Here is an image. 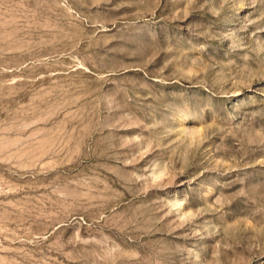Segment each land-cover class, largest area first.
Segmentation results:
<instances>
[{"label": "rangeland", "instance_id": "rangeland-1", "mask_svg": "<svg viewBox=\"0 0 264 264\" xmlns=\"http://www.w3.org/2000/svg\"><path fill=\"white\" fill-rule=\"evenodd\" d=\"M0 264H264V0H0Z\"/></svg>", "mask_w": 264, "mask_h": 264}]
</instances>
